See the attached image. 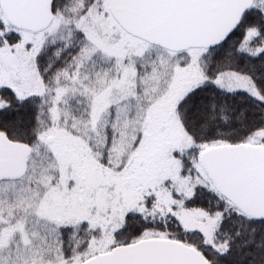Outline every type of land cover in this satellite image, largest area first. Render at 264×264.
Instances as JSON below:
<instances>
[{
    "label": "snow or ice",
    "instance_id": "snow-or-ice-1",
    "mask_svg": "<svg viewBox=\"0 0 264 264\" xmlns=\"http://www.w3.org/2000/svg\"><path fill=\"white\" fill-rule=\"evenodd\" d=\"M0 264H264V0H0Z\"/></svg>",
    "mask_w": 264,
    "mask_h": 264
}]
</instances>
